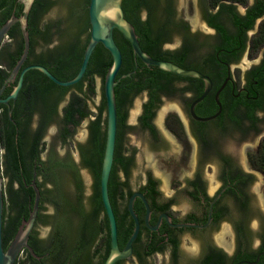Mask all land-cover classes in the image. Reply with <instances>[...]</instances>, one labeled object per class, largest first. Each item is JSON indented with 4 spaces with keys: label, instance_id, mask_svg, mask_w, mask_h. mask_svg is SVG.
Segmentation results:
<instances>
[{
    "label": "flooded vegetation",
    "instance_id": "flooded-vegetation-1",
    "mask_svg": "<svg viewBox=\"0 0 264 264\" xmlns=\"http://www.w3.org/2000/svg\"><path fill=\"white\" fill-rule=\"evenodd\" d=\"M47 1L51 4L44 11L33 9L34 0L29 8L25 24L28 49L19 64L24 40L18 20L11 24L0 42V74H4L0 97L5 90L3 97L13 89L20 72L27 66L41 65L50 72L69 75L78 62L76 55L79 54L70 50L78 31L71 11L77 0ZM191 1L181 0L182 6H190ZM194 1L199 13L196 18L184 11L179 14L176 0H162L159 4L162 13L150 20L148 34L142 31L141 37L158 34L160 50L183 55L179 57V66L196 69L210 78L209 92L191 107L203 90V81L174 76L169 93L150 88L136 91L132 87L128 94L131 98L116 108L115 145L107 191L112 192L119 211L121 225L119 230L116 227V236L120 250L134 226L127 210L128 199L134 192L141 193L143 199L135 196L133 200L138 231L131 252L113 264H208L209 258L219 264H235L253 261L257 255L254 264H264V171L255 161L264 140V85H259L251 74L260 69L264 76V50H257L264 45V39L261 42L264 0H218L216 4L212 0ZM56 2L63 5L64 13L45 19ZM22 12L21 0H14L8 18L19 17ZM145 22L146 13L141 17L142 25ZM173 35L176 36L174 45ZM230 43L235 46L228 48L226 45ZM243 54L251 57L249 67L239 64ZM253 55H260L257 63ZM16 66L13 78L8 79ZM241 66L245 69L240 75ZM40 72L27 68L16 97L9 100L8 106L0 103V169L4 168L10 183L8 198L3 195L2 228L9 227V232L3 235H7L5 248L32 207L31 179L35 173L34 183L39 191L36 216L26 239L28 247L21 248L13 264H102L109 253V233L104 232L105 242L101 241L92 222L81 227L86 218L79 224L78 213H74L83 205L75 189L76 183L81 182L79 165L70 154L60 156L44 141L47 128L54 125L62 142L59 121L63 107L68 104L67 95L71 89H76L73 90L76 94L79 92L75 86L62 97L48 91ZM147 81L151 82L150 76L143 77L142 83ZM37 82L41 83L40 89L34 86ZM222 83L219 107L214 95ZM135 96L141 99L135 124L131 125L128 111ZM100 102L89 122L82 148L91 145L92 126L98 116L99 131L105 139V108L99 110ZM67 125L71 132L65 142L75 127L71 123ZM132 128L141 130L147 140L145 151H139L142 172L134 187L130 186V177L138 149L126 141ZM10 129L13 130V154L18 155L21 167L24 163L31 168L28 181L14 179L10 171L11 150L6 140ZM33 139L37 141L36 156L31 154ZM226 139H231L233 146L227 145ZM159 165L172 174H165ZM62 166L68 167V175H59L56 179V167ZM83 167L92 175L88 165ZM154 168L165 175L163 187ZM74 193L77 204L70 199ZM14 199L20 202L17 209L11 204ZM145 204L149 209V224H157L154 229L145 224Z\"/></svg>",
    "mask_w": 264,
    "mask_h": 264
},
{
    "label": "trees",
    "instance_id": "trees-1",
    "mask_svg": "<svg viewBox=\"0 0 264 264\" xmlns=\"http://www.w3.org/2000/svg\"><path fill=\"white\" fill-rule=\"evenodd\" d=\"M89 0H77L75 5L71 8V11L73 13V16L75 17V20L77 22L78 31L75 36L76 43L72 46L70 49L72 52H76L79 55H76L78 58V62L75 65V68L73 72L69 75H60L56 74L54 72L53 75L60 79V80H67L72 78L76 71L78 70L83 49L86 45V42L88 40L89 35V23H88V16H87V5ZM162 0H122L121 6L123 9L124 17L133 25L135 33L137 35V39L139 41V44L141 48L147 52V53H158V55H150L153 58L158 59H164L172 61L178 65H180L181 60L179 57H182L183 55H170L169 50H160L159 43H160V37L157 34L154 37H148L145 38L141 37V32H148L147 29H149V22L152 21V18H154V14L156 11L159 10L160 3ZM218 0H212L213 4H216ZM238 1H244V0H238ZM14 4V0H0V25L3 23L10 13V8ZM51 4L50 1L47 0H34L32 7L33 9H39V11H44L47 8H49V5ZM20 7V5H19ZM146 13V22L142 25L141 23V16L140 11L143 10ZM165 11H168L167 7L164 8ZM167 21V20H166ZM162 26H165L162 24ZM262 40L264 39V25L262 30ZM148 34V33H147ZM113 37L114 40L121 52V65L117 72L116 78L126 72H129L134 69V72H132L129 76H123L120 77L114 86V96H115V105L116 108H118L119 105H121L125 100L130 99L131 96H128L129 90L133 87L136 88V91L141 90L142 88H150V90L153 89H159L166 93H169L170 89L173 85V78L174 76H177L169 71H164L161 69H158L157 67L150 65L146 66L143 64L137 57L134 58V55H132V49L129 44V42L122 36V34L114 29L113 30ZM260 42V41H259ZM228 48H233L235 44H227ZM214 55V53H213ZM111 63V56L107 49H105L101 43H97L94 47V49L91 52V55L89 57L87 67L84 71V74L82 78L76 82L73 85L70 86H60L56 83H54L52 80L48 79L45 75H43L41 72L39 73L40 78H45L46 82V88L50 92H57L60 97H62L70 88L75 86L77 88L78 92L80 93V98H85L87 94L93 92V85L92 80L94 76H99L101 78V81H103L104 74L109 67ZM142 66H145L142 68ZM182 66V65H181ZM185 67L186 66H182ZM141 69V70H140ZM251 74L254 75V79L257 80V83L259 85H264V76L263 73H260V69H257V71H253ZM4 74H0V84L2 83V78ZM151 78V82L147 81L146 83H142L143 77H149ZM179 78L187 79L189 77H181ZM156 79V80H155ZM253 80H250L249 83H252ZM86 83V84H84ZM142 83V84H141ZM220 82H216V86L219 85ZM40 82L35 83L34 86H38L40 89ZM33 86V85H32ZM6 93V90L3 92L1 97H3ZM79 95V94H76ZM219 99L222 101V97L220 95ZM100 108L99 110H103L105 108V101L103 96V89L101 94V100H100ZM87 115V111L84 106L81 105L78 97H70L68 98V104L63 107V117L59 121V124L61 126L62 132H61V141L65 142V140L68 138L70 134V130L68 128L67 124H70L72 126H76L80 120H82ZM99 116L95 120V124L92 126V137H91V145L83 147L81 149V158H82V164H86L90 167V170L93 175V185H92V195L90 197V211L89 216L86 217V219L83 221L81 227H86V224L92 222V226L94 228L95 233L97 234L98 238H100L101 241H104V232L108 233V224L106 217L103 212L102 203L100 200L99 195V173H100V164H101V158L103 153V146H104V133L102 134L99 131ZM7 146L8 149L11 150V154H8L9 164H10V171L13 174V178L21 181L22 179L28 181L31 177V168L27 165H24L21 167L20 165L22 162H20V159L18 155L13 154V130L10 129V131L7 132ZM37 141L33 139V144L31 146V154H37L36 149ZM255 161L260 169L264 171V140L261 144L260 152L258 153L257 157L255 158ZM67 166H62V168H57L56 170L58 173L54 174L56 175V179H58L59 175H63L67 177L68 171ZM74 170V169H73ZM40 170H38L39 172ZM54 173V171H53ZM67 174V175H66ZM74 178H76L75 170L73 172ZM65 178V177H64ZM81 182L76 183V191L78 192V199L79 203L81 204ZM32 194L31 192H29ZM14 195H18L17 191H14ZM109 200L115 215L116 220V227L117 230L120 229V220L118 215V210L115 207L114 200H113V194L109 190ZM14 198V197H13ZM11 204L14 208L20 207V202H18L16 199L11 200ZM77 211H74L79 213V208H76ZM102 214L101 219H99V215ZM8 226H3L2 228V238H3V247L5 248L6 242L4 238H6L7 235L3 236L4 233L7 234ZM105 242V241H104ZM106 243L108 244V239L106 240ZM208 264H219L216 261L217 260H211L209 258Z\"/></svg>",
    "mask_w": 264,
    "mask_h": 264
},
{
    "label": "water",
    "instance_id": "water-1",
    "mask_svg": "<svg viewBox=\"0 0 264 264\" xmlns=\"http://www.w3.org/2000/svg\"><path fill=\"white\" fill-rule=\"evenodd\" d=\"M121 1L122 0H89L88 1V5H87V16L89 23L88 40L83 49L82 58L78 70L76 71L75 75L72 78L67 80H60L56 78L47 68L41 65H30L25 67L20 72L18 81L13 87V89L5 97L3 98L0 97V103H3L6 106H8L9 100H13L16 97L17 92L22 83V74L27 68L33 67L40 70L50 80H52L54 83L60 86H70L75 84L82 78L84 71L87 67V63L91 55V52L97 43H101L102 46L105 49H107L108 52L110 53L111 63L107 68L102 81L103 96L105 101V139H104V147H103L100 173H99V195L108 224L110 247H109V253L102 264H113L117 259H122L129 256L131 252L132 241L134 240L138 231V220L133 210V200L135 196H139L143 199L142 194L139 192L132 193L128 199L127 210L134 220V226L129 238L126 241L124 248L120 250L117 246L115 215L107 191V182L113 161L115 134H116V105H115V96H114V86L116 85L120 77L129 76L132 72H134V69L129 72L123 73L119 76V78L118 77L116 78L117 72L121 65V52L114 40L113 30L116 29L122 34V36L129 42L132 49V53L134 54V58L137 57L146 66L153 65L158 69L169 71L181 77L200 78L204 84L203 90L201 94L196 99H194L191 107H193V105L196 102L201 100L209 92L212 85L210 78L196 69L183 68L169 60L153 58L150 55H148L141 48L133 25L124 17ZM32 2L33 0H21L22 11H23L22 15H20L19 17H15V16L9 17L0 25V42H1L4 35L7 33L9 27L14 21L18 20L21 24L24 46H23V53L21 55L18 64L25 56L24 54L27 52L28 49V35L25 30V24H26L27 13L29 11ZM16 68L17 66L10 73L8 79L13 78ZM223 86L224 83H222L217 88L214 95V98L219 107H220V103L218 100V93ZM1 90L2 88L0 89V94H1ZM218 112L219 110L210 117L215 116ZM34 175L35 173H33L31 179V186L34 192L32 207L29 210L27 218L24 219L22 224L19 226V229L14 235L13 239L10 241L8 246L5 249H3V245H2L3 191H2V176L0 169V264H13L21 248L23 246L28 247V245L26 244V239L28 236V232L32 227L34 218L36 216L38 198H39V191L34 183V179H35ZM145 206H146V212L144 216L145 224L148 228L154 229L157 227V224L154 226H151L149 224L148 222L149 209L146 204ZM176 225H180V224H176ZM181 225L193 226V224H181ZM258 256L259 255H257L253 261L242 260L236 262L235 264H243V263L254 264L258 259Z\"/></svg>",
    "mask_w": 264,
    "mask_h": 264
},
{
    "label": "rangeland",
    "instance_id": "rangeland-1",
    "mask_svg": "<svg viewBox=\"0 0 264 264\" xmlns=\"http://www.w3.org/2000/svg\"><path fill=\"white\" fill-rule=\"evenodd\" d=\"M176 9L177 12L179 14H182L184 12H188L191 15H188L190 17H194L196 18L198 13V8L196 6V2L194 0H192L190 2V6H182L181 0H176ZM62 4L59 3H55V5L50 8L48 10V12L45 15V19L47 18H52V17H56V16H61V13L63 14V8H62ZM184 11V12H183ZM162 13L161 11V7H159V10L155 12L154 17L157 18L160 14ZM140 16L144 17L145 16V11L144 9L140 11ZM172 43L173 45L176 43V36L173 35L172 36ZM258 52H262L264 50V45L260 48L257 49ZM253 57H255V63H257L258 59L260 58V55H253ZM250 55H241L240 59H239V64H244L245 63V67H249L250 66ZM244 66L240 67V71L239 74L241 75L244 72ZM86 84V83H84ZM92 85H93V92L87 94V96H85V98H80V93L79 95H76L75 91L76 89H71L69 91V94L67 95L68 98L70 97H78L80 103L82 106L85 107L86 111H87V115L79 121V123L74 127L73 132L71 137L68 139V141L66 142H60L59 138L57 137V127H55L54 125H50L47 128V132L45 134L44 137V141L46 143V146L50 149L53 148L54 150H56L57 154H59L60 156H64L65 154H70V156H72L73 160L79 165V174L81 177V201L83 203L82 206H79V213H78V218L77 221H79V224L88 216L89 214V209H90V197L92 195V183H93V177L91 175V173L89 172L88 169H85V167H83V164L81 162V160L79 159V155H80V148H82V146L85 145V141H86V137H87V130H88V125L91 119L94 118L95 114L98 111V105L101 99V94H102V81L101 78L99 76H94L93 80H92ZM141 99L140 96H135L132 100V103L130 105L129 111H128V122L131 125L135 124V115L138 109V104H139V100ZM168 100V99H167ZM166 103H164L165 105ZM105 115V113H104ZM126 141L134 144L135 147H137L138 152L136 155V165L133 168L132 172H131V177H130V186L134 187L137 183H138V175L140 172H142V163H141V158H140V153L139 151H145V148H147V140H146V136L141 132V130L137 129V128H132L129 133L128 136H126ZM231 139H226L227 145L229 146H233V143L231 142ZM1 152V151H0ZM1 154V153H0ZM160 166V165H159ZM160 168H162V171L165 170V174L167 175H171L172 172L168 169H166V167L164 168L160 166ZM1 176H2V191H3V195L5 196V198H8V186L10 185L9 183V177L7 175V173L4 171V168H1ZM161 170H158L157 168H154L153 172L159 176L160 179V186H164V182H165V175H163V172ZM71 201L76 202L77 204V199L75 196V193L73 195L70 196ZM102 214L99 215V219H101ZM77 223V222H76Z\"/></svg>",
    "mask_w": 264,
    "mask_h": 264
}]
</instances>
